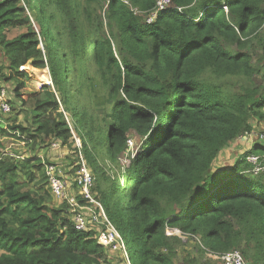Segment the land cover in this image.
<instances>
[{
    "label": "trees",
    "instance_id": "16d2710c",
    "mask_svg": "<svg viewBox=\"0 0 264 264\" xmlns=\"http://www.w3.org/2000/svg\"><path fill=\"white\" fill-rule=\"evenodd\" d=\"M171 1L148 23L157 0H0V83L34 100L28 126L0 123V151L13 138L33 154L0 160V264H112L95 232L55 207L37 154L53 141L92 169L131 264H177L184 237L200 256L238 250L264 264V174H244L264 145L220 157L264 122L250 51L264 0ZM27 67L46 85L26 99ZM181 264L201 263L186 253Z\"/></svg>",
    "mask_w": 264,
    "mask_h": 264
},
{
    "label": "built area",
    "instance_id": "2783aa9c",
    "mask_svg": "<svg viewBox=\"0 0 264 264\" xmlns=\"http://www.w3.org/2000/svg\"><path fill=\"white\" fill-rule=\"evenodd\" d=\"M125 3L128 4L127 2ZM171 6V0H157L156 9L146 17V22L152 23L160 11L166 10ZM224 9L227 10L226 7ZM0 110L5 114L11 111L7 100V91L3 87H0ZM64 115L69 122L67 115ZM74 138L77 146L81 148L79 139L75 135ZM131 144L132 141L130 142V146ZM61 148L62 146L58 141L52 142L51 149L53 151H59ZM7 157L18 158V156L10 154L7 151H0V160ZM77 158V170L74 174H67L61 167L50 164L44 157L39 156L44 166V173L52 197L68 202L71 207L72 220L77 231L86 232L93 230L98 244L109 253L120 255L125 264H131L121 235L108 220L102 203L94 193L96 179L92 169L81 153H79ZM246 161L250 165V168L244 174H252L254 176L264 174L263 156L250 154L246 157ZM168 234H170L169 231ZM220 262L222 264H246L242 254L238 250L221 254Z\"/></svg>",
    "mask_w": 264,
    "mask_h": 264
},
{
    "label": "rangeland",
    "instance_id": "374dc122",
    "mask_svg": "<svg viewBox=\"0 0 264 264\" xmlns=\"http://www.w3.org/2000/svg\"><path fill=\"white\" fill-rule=\"evenodd\" d=\"M28 15L31 18V22L37 31L38 27L35 24V20L33 19L31 12H28ZM24 30H25V28H22L18 31H14L9 36V38L14 37L15 35H17L18 33L22 32ZM263 40L264 39H262V38L256 39L254 44L251 46V49H250L251 54L253 56V63L259 69V73L257 75H255V77H254V83L256 86L262 87V88L264 87V56H263V51L261 50ZM40 47L42 48V46H40ZM6 64H7V62L2 55V52L0 51V65H6ZM25 71H27L29 73L30 80L26 81L27 87L22 94V98L27 99L28 94L29 95L32 93L34 94L36 92V90L40 89L42 85H46V84L42 83V80H41L42 77L40 74L41 71L33 70L30 67H27V69ZM15 86H16V84L14 82H10L8 84H6L4 82L0 83V87L5 88L7 91V100L9 102V106L11 109L10 113H8V114H5L0 110V123L7 126V124L8 125L12 124V121H16V123L18 125L20 124V125H23L24 127H26L29 125V123L27 122V119L30 118V116H31L30 112L34 108V106H33L34 100L32 99V101L28 102L26 105L21 104V101L19 99H17V97L14 94ZM41 98H43V95L41 96ZM70 122L72 123V125L74 124V121L73 122L70 121ZM251 123L254 127L253 133L251 134V135H253V137H247V138H249L250 142L254 141L257 144L264 145V122H257L256 120H252ZM251 135H248V136H251ZM2 144H3L2 151H7L8 153L13 154L15 156L19 155L18 157L23 156V158H28V157L33 156V154L30 151V148L25 146L23 144V142L18 141V139L5 138V139H2ZM139 145H140V141L136 137H133L132 144H131V146H132L131 150L135 151L139 147ZM40 150L41 149H39V151L37 152V154L39 156L42 154L44 156V158L46 159V155L49 154V163L61 167L67 174L70 171H72L75 167L78 168V164L76 162L77 158L75 157V155L73 153L72 145H69L67 147H63L59 151L58 150L53 151L50 147L43 148L44 153H41ZM241 151H244V150L234 151L235 157H237ZM244 152H246V151H244ZM231 154H232L231 151H226L223 153V160L225 161V164H227L229 162V160L231 159ZM59 155H62V158H59L58 157ZM51 156H53L54 158H51ZM57 160H60L58 162L59 164L57 162H55ZM125 163H126L125 161H122V164H123L122 166H124ZM107 166H108L107 170L110 171V164L108 163ZM110 174H111V172H110ZM53 201H54L55 207H57V208L61 207L62 203H66L68 205V207H70L68 202L65 200L53 198ZM169 232H170V235L174 234L177 236H182L181 232H179V231H169ZM183 241H184V243H186L183 251H186V253H194L195 256L199 259V262L201 264H222L220 262V258L213 257V256H207V255L206 256H200L199 254L196 253L195 249L198 246V239H193L192 241L188 242V238L184 237ZM186 253H183L182 251H180L178 253V257L176 258L177 264H181L182 255L186 256ZM109 257H110L112 264H124V262L122 261V259L120 258V256L118 254L109 253ZM245 263H246V261H245ZM126 264H128V263H126Z\"/></svg>",
    "mask_w": 264,
    "mask_h": 264
},
{
    "label": "crops",
    "instance_id": "0c3cea01",
    "mask_svg": "<svg viewBox=\"0 0 264 264\" xmlns=\"http://www.w3.org/2000/svg\"><path fill=\"white\" fill-rule=\"evenodd\" d=\"M249 137H253V135L249 136ZM252 147V142H250L249 138L243 137L233 143H231L226 151H231L232 153H234V151H240V150H244V151H248L250 150ZM224 151V152H226ZM243 151V152H244ZM242 152V151H241ZM240 152V153H241ZM41 153H44V151L42 150ZM42 157H44L42 154L40 155ZM59 158H62V155L58 156ZM220 157H223V154L220 155ZM51 158H54L53 156H51ZM46 160L49 161V154L46 155ZM60 160H57L55 162H59ZM230 161V160H229ZM59 164V163H58Z\"/></svg>",
    "mask_w": 264,
    "mask_h": 264
},
{
    "label": "water",
    "instance_id": "95a60500",
    "mask_svg": "<svg viewBox=\"0 0 264 264\" xmlns=\"http://www.w3.org/2000/svg\"><path fill=\"white\" fill-rule=\"evenodd\" d=\"M51 82V81H50Z\"/></svg>",
    "mask_w": 264,
    "mask_h": 264
}]
</instances>
